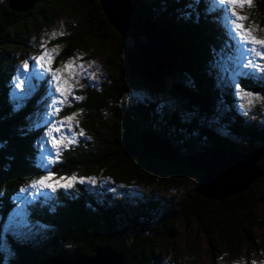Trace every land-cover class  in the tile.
I'll return each mask as SVG.
<instances>
[{
    "label": "trees",
    "instance_id": "1",
    "mask_svg": "<svg viewBox=\"0 0 264 264\" xmlns=\"http://www.w3.org/2000/svg\"><path fill=\"white\" fill-rule=\"evenodd\" d=\"M169 1L167 5V2L153 0L151 8L155 7L156 13L150 12L154 22L168 30L178 48L177 66L165 74L180 71L188 75L191 83H195L188 87L201 94L203 104L200 108L204 114L210 115L216 106V93H207V89L217 91V96L222 95L226 102L227 112L222 114L234 118L233 126L229 128L233 140L209 135L204 147L224 146L236 153L250 154L264 144V129L258 125L261 121L248 123L241 115H236L231 103H236L238 95L234 94L229 84L216 82V79L213 80L217 85L204 84V68H210L204 59L212 54L209 52L210 47L218 50L223 40L222 32L219 29L218 32L212 31L211 24L196 15L197 6L191 0H188L191 6L189 10L186 9L187 17L183 9L184 2ZM162 4L167 10H162ZM254 4L256 24L262 28L264 0H254ZM176 13L178 18L174 16ZM61 14H68L74 19L58 38L64 43L61 53L72 55L75 51L80 53L89 50L94 55L98 54L106 65L108 78L99 90L88 87L83 91L84 97L74 104L72 113L76 112L78 129L84 135L79 136L74 145L62 150L58 162L46 167L40 151L31 143L34 138H40L45 126L44 123L39 127L31 124L36 121L34 113L42 106L41 93L45 88V77L32 69L34 89L24 102L10 100L11 96H15L10 87L13 86L10 85V78L16 72L17 56L14 48L25 46L24 36L27 32H37L38 26L54 22ZM214 32L220 41L217 39L212 43ZM257 32L264 35L261 31ZM129 44H132L131 39H122L97 0H38L30 10L22 12L12 10L8 0L0 4V227L19 202V189L31 179L52 172L56 177L74 174L77 178L91 177L96 181L95 184L76 183L70 189H59L54 193L55 196L48 198L45 205L42 204V197L27 205L31 217L51 229L52 247L49 250L47 246L31 254L36 244L33 247L30 243L27 246L20 245L12 237L15 240L13 247L24 255L19 263L32 264L34 258L58 254L89 257L98 246H110L124 253L125 264H165L155 249L175 251L170 233L176 221L194 222L199 234L206 239L215 264H218L219 254L226 260H232L240 255L242 248L246 264L259 262L264 257V197L258 195L255 182L262 181L264 175L238 194L223 200H210L197 190L203 178L201 171L141 157L139 135L144 129L155 130L167 137L176 151L183 155L200 149L196 143L186 140L189 135L192 142H197L201 135L200 129H203V133L208 130L200 127L199 120H183L175 110L169 113V117L162 118V102L155 103L146 98L136 102L132 99V102L127 101L130 95L143 90L150 97L157 96L165 78L164 75L159 83L154 84L133 73L124 59ZM223 48L221 52L226 56L234 53L228 46ZM61 60L58 55L51 67L61 66L64 63ZM250 72L254 75L241 78V87L260 94L264 104V80L259 79L262 74L255 73V70ZM262 104L258 108H262ZM171 131L175 132H172L173 135L185 133L188 137L180 143V138L172 139ZM256 165L264 172V155ZM192 179L197 180V186L176 203H170L175 209L169 212L160 211L152 203L144 205L140 202L142 199L136 198L132 199L136 210L126 214L117 208L110 196V188H107L112 186L121 189L127 195L131 192L129 190L141 187L149 191L148 196L154 197L156 189L165 188L169 183L174 186L191 182ZM125 195L127 201L131 200ZM149 213L161 217L156 221L151 218L142 221L141 215L148 217ZM10 235L6 237L7 240ZM12 238L10 240L14 241ZM4 254V249L0 247V264L4 263Z\"/></svg>",
    "mask_w": 264,
    "mask_h": 264
},
{
    "label": "rangeland",
    "instance_id": "2",
    "mask_svg": "<svg viewBox=\"0 0 264 264\" xmlns=\"http://www.w3.org/2000/svg\"><path fill=\"white\" fill-rule=\"evenodd\" d=\"M159 2H167V5H169V0H158ZM6 0H0V4L5 3ZM9 3V2H8ZM142 3L147 7L150 12L155 14L154 8H151V3H153V0H142ZM204 4L207 6L205 8V15L210 14L211 22L214 23L216 30L222 32L223 38H226L227 40L231 41L232 44L238 43L234 41V39L230 36V34L226 35L225 26L223 24V13L220 10V8L213 2V0H204ZM254 0H253V6L251 7H244L237 9V12L241 16L248 17V20L244 22L246 28H252L255 27L257 31L259 29H264V27L260 28L256 24L255 20V14L253 13L254 9ZM186 8H190L189 6H186ZM209 8V9H208ZM166 9V7H165ZM164 4H162V10L165 11ZM167 10V9H166ZM189 10V9H188ZM257 10V8H256ZM178 11V9H176ZM172 13V12H170ZM185 15L187 12L184 10ZM253 13V14H252ZM178 14L174 15L176 18ZM196 15L203 16L202 13L198 12ZM215 17L214 19L212 18ZM230 15V13H229ZM198 16L197 20H198ZM151 17V15H150ZM30 16L27 18L29 19ZM202 19V17H201ZM68 14H61L57 18H55L54 22H48L47 24L37 27V32H27V34L24 36L25 46H17L15 47V54L17 56V63H16V72L15 76L11 75L10 78V86L12 87V91L15 94V96H11L10 100L14 101L15 99L21 100L22 102L26 101L27 98H29L32 95L33 89H34V83H32L33 79V70L39 71L41 74V77H45L46 84L43 92L41 93V100H42V106L41 108L36 111L35 119L36 121L31 122V124L34 127H39L42 123L45 124L41 134L40 138L33 139L31 141L33 147L38 149L40 151L41 160L44 163V165L47 167H50V165H53L55 163H47L45 159H43V156L52 157L53 150L51 149L50 144L44 143L43 144V151L41 148L42 141L46 140L47 138L43 136L44 131L47 130L49 126V122L52 120H61L64 119L67 116H73L72 121L70 122L73 126H78V117L76 112L74 111L72 113V108L74 104L78 103L80 101V98L82 99L84 95H82L83 91L87 89L88 87L94 88L99 90L103 83L107 81L108 73L106 69V65L104 64L103 60L101 59V56L98 54L94 55L95 53L90 52L89 50H84L80 53H77L76 51L72 55H65L62 54L61 51L64 49V43L61 42L58 38L62 36L64 32H66L68 23L73 21ZM212 31H214V27L211 25L210 27ZM221 29V30H220ZM255 32L254 34L257 36V38H264V35H260L258 32ZM264 33L263 31H261ZM53 33H56V35H53ZM210 31L207 32L209 35ZM217 35L214 33V40H211L212 43L216 41ZM142 40H145L144 38H141ZM130 41V40H129ZM43 44V47L41 45ZM232 44L230 46H232ZM225 45V44H224ZM129 46H132L129 44ZM226 46V45H225ZM213 47L209 48V52L212 54H208L209 57L206 56L204 59L205 61H208L207 66H213L216 67V74L213 75L214 78L211 79L212 76V70L208 67L204 68V84H207L211 86L212 84H216V82L223 83V84H229L232 79H236V76L234 75L238 70L236 67V59L238 58V51L236 48L232 50L234 53L232 55L224 54L222 52H218V56L214 53ZM46 51L49 53V58L52 62L57 58L58 55L61 56L62 62L64 63H72L74 65V71L75 75H72L69 78V75L63 71L60 73L61 80H68V85L71 88V93L68 95V98L64 101L63 104L57 105L60 108V112L56 113L54 110L52 111V114H48V105L51 104L52 98L60 99L57 94L55 93V82L52 81L51 75L46 74L43 72V70L35 65V61L32 59V57L40 54V52ZM28 61L29 67L27 72L23 69L22 65L25 61ZM32 60V62L30 61ZM256 63L264 64V61L259 60V58L256 59ZM63 64V63H62ZM61 66H57L55 68H52L53 71L56 69H61ZM78 65H83V70H81ZM254 70V69H252ZM239 71H250L243 68H240ZM264 74V73H261ZM216 79V82L213 80ZM241 80V78H240ZM23 81V84L20 88L16 87L17 83H20ZM211 82V84H209ZM174 82H181L185 84V86H194L195 84L191 83L190 78L187 74H183L182 72H173L165 75V78L163 80V85L161 88V91L156 94L153 97H150L148 92L146 90H143L141 92H135V94H132L128 97L127 101H138V99H149L150 101H154L155 103L162 102L161 108L164 109V114L168 113L167 115L161 114L163 116L162 118L169 117V113L172 110L178 111L179 116L185 120L189 121L192 120L193 122H197L198 120L201 122L200 127H203L204 129L207 128L208 132L203 133V129L201 128V135L197 138V132H195V136L198 140L197 142L193 141L192 138L189 135V138L186 139L185 133H176L175 135L172 134L173 131H171L172 139H178V141L184 142L185 139L189 140L190 143H196L198 147H200L201 151H205L209 147H204V143L206 141V137L209 135H214L216 137L222 138L227 137L229 139L233 140V133L229 130L231 126H233L234 118L232 116H224L222 113L226 110V102L224 99L220 96H217L218 93L211 92L209 89H207V93H216L215 96V107L212 108V113L210 115L204 114V112L201 110L200 105L197 104H189L188 100L186 98L181 97L177 92L173 93L171 91V86ZM192 84V85H191ZM220 85V84H219ZM253 97H246L243 95V93L238 94V100L236 103H231L232 107L234 109V112L236 115L245 119L248 123H255L254 121H261L260 128L264 129V104H262L263 97H261L260 94H256L253 92ZM256 96H259V99L256 98ZM132 99V100H131ZM213 100V99H212ZM211 100V101H212ZM157 101V102H156ZM203 104V103H202ZM263 105L262 108H258L259 105ZM71 108V109H70ZM262 109V110H259ZM242 113V114H241ZM73 114H76L73 115ZM222 114V116H221ZM211 115H213L211 117ZM215 115V116H214ZM161 122V121H160ZM157 124V123H156ZM161 126L163 125L160 123ZM172 130V129H171ZM80 130L78 127H74V132H79ZM148 131V129H144L141 132ZM155 131V130H154ZM195 131V129L193 130ZM140 132V134H141ZM157 132V131H156ZM175 133V132H173ZM170 135V136H171ZM79 136L77 137L76 141L71 144L74 145L78 141ZM168 139V138H167ZM169 144L173 150H176L173 146V143L170 142L168 139ZM208 141V140H207ZM236 142V141H235ZM245 142V141H242ZM168 143V142H167ZM208 143V142H207ZM68 145L67 147H69ZM66 147V148H67ZM203 147V148H201ZM221 149H226L231 154H234L233 150H230L228 147H217ZM199 149V150H200ZM60 152V155L62 153ZM178 152V151H177ZM179 153V152H178ZM180 154V153H179ZM239 153H236V155ZM241 155V154H239ZM57 161L60 160V156L56 158ZM250 161V159H249ZM243 165V164H242ZM191 182L187 181L180 185H172L169 183L168 186L165 188H160V190L156 189L155 196L150 197L148 196V192L144 188L141 187H135L131 191L130 194L125 195L121 189L113 188L112 186L107 187L110 188V196L113 197L112 199L115 201V205L117 208H120L122 211H125L126 214L133 213L136 208H133V201L132 199L140 198L142 201H140L142 204L145 205V203H152L155 206H158L160 211L169 212L171 210H174L172 206H170V203H176L184 196L188 195L190 191H193V187L197 186V180H190ZM255 188L258 195L261 197H264V179L262 181H256L255 182ZM20 195V194H18ZM107 195V192L105 193ZM125 196L129 197L131 200H126ZM55 196L53 192L44 190L43 193L39 196L42 197V201L46 204L48 202V198ZM148 196L149 198H146ZM15 209V208H14ZM28 214L26 217H24V224H21V226L13 229L9 226V219L12 213L4 220L2 226L0 227V239H1V245L0 247L4 249V257H3V264H20L22 261V258L24 255L20 253V250L18 251L16 249L14 242L15 240L18 241L21 244H24V246H27V243L32 244V247L36 244V248H29L31 249V254L37 253L42 248H46L49 246V250L51 249L52 245V232L51 229L47 226H42V222H39L38 220L33 219L30 216V209L27 206ZM158 214L155 213H149L148 217L141 215V220H148V218H151L152 220L156 221L159 219ZM141 224V222H139ZM152 226V225H150ZM173 229L171 230L172 233L171 237H173V247L175 248V251L170 250L168 251H162V249L157 248L155 249L156 254H161L163 258V262L165 264H215L213 260V257L211 255V251L209 250V245L206 241V239L199 234L200 232L197 230L196 225H194L193 221L190 222H174L173 223ZM197 230V231H196ZM11 234L8 237V234ZM14 237L15 240L12 238ZM10 238H12L11 241ZM22 242V243H21ZM17 247L19 249V244H17ZM98 247H104V246H98ZM111 248L110 246H106ZM112 250H115L111 248ZM161 250V251H160ZM264 250V249H263ZM52 251V250H51ZM119 255H122L124 263H125V255L123 252H119L118 250H115ZM240 255H238L236 258L232 260H226L223 256L220 254L218 255V264H246V255L244 253V248L240 251ZM264 252V251H263ZM59 255V254H58ZM58 255H52L51 257H56ZM264 256V253L262 254ZM69 258H74L72 256H69ZM37 259V258H34ZM33 259V260H34ZM256 259V258H255ZM32 261V260H31ZM20 262V263H19ZM33 262V261H32ZM255 264H264V257H262V260L259 262H256Z\"/></svg>",
    "mask_w": 264,
    "mask_h": 264
},
{
    "label": "water",
    "instance_id": "3",
    "mask_svg": "<svg viewBox=\"0 0 264 264\" xmlns=\"http://www.w3.org/2000/svg\"><path fill=\"white\" fill-rule=\"evenodd\" d=\"M38 0H8L9 7L22 12L30 10ZM94 0H88L93 2ZM112 26L123 40L131 39L124 59L131 71L150 83H159L165 73L177 66L178 48L167 29L158 26L142 0H97ZM144 38L145 40H142ZM173 93L186 98L189 104H202L195 90L181 82L171 86ZM140 156L203 173L198 192L210 200H223L246 190L264 175L256 165L264 155V144L249 153L231 154L226 149L209 147L193 154H179L166 137L154 130L141 132ZM168 142V143H167ZM250 159V161H249ZM243 164V165H242ZM32 264H125L122 255L109 247H97L89 257L69 258L66 254L40 257Z\"/></svg>",
    "mask_w": 264,
    "mask_h": 264
},
{
    "label": "snow or ice",
    "instance_id": "4",
    "mask_svg": "<svg viewBox=\"0 0 264 264\" xmlns=\"http://www.w3.org/2000/svg\"><path fill=\"white\" fill-rule=\"evenodd\" d=\"M194 3H199V0H193ZM213 2L220 8L223 13V24L225 26L226 35L234 39L238 43H234L233 47L238 51V58L236 59L237 72L234 74L236 79H232L229 83V87L234 89V94L243 93L246 97H253V92L245 90L241 87L240 78H247L254 73L250 71H239L240 68L246 70H255V73H264V64L256 63V59L264 61V38H257L254 34L257 29L255 27L246 28L244 22L248 20V17L238 14L237 9L253 6V0H213ZM191 6V5H190ZM230 13V15H229ZM264 31V29H259ZM56 35V33H53ZM43 47V44L41 45ZM35 61V65L40 67L44 73L50 74L52 81L55 82V93L60 99L52 98L51 104L48 105V114L51 115L54 110L56 113L60 112V108L57 105L63 104L71 93V88L68 85V80H61V71L67 73L69 78L75 75L74 65L72 63H63L61 69L55 71L51 68V60L49 53L46 51L40 52V54L32 57ZM23 69L27 72L29 63L26 60L23 65ZM83 70V65H78ZM41 77H38V79ZM259 79L264 80V74L259 76ZM23 81L16 84L17 88H20ZM259 99V96H256ZM75 115V114H73ZM73 116H67L61 120H52L49 122V126L44 131L43 136L47 139L42 141L41 148L43 151V144H50L53 150L52 157L43 156V159L47 163L58 162L57 157L60 156L61 149H65L68 145L73 144L78 136H83V131L74 132V127L71 125ZM76 183H91L95 184V179L91 177H79L74 174L72 176H59L56 177L52 172H46V174L40 175L38 178L31 179L26 183L24 187L19 189L20 195L17 196L19 201L13 210L9 219V226L13 229L24 224V217L27 216V205L33 203L43 193L44 190L50 192H57L59 189H70Z\"/></svg>",
    "mask_w": 264,
    "mask_h": 264
},
{
    "label": "bare ground",
    "instance_id": "5",
    "mask_svg": "<svg viewBox=\"0 0 264 264\" xmlns=\"http://www.w3.org/2000/svg\"><path fill=\"white\" fill-rule=\"evenodd\" d=\"M192 84H193V83H192ZM192 84H191V85H192ZM196 94H197L199 97H200V95H201L198 91L196 92ZM201 101L203 102V99H202ZM198 106H199V105H198ZM195 152H201V149H200V150H195V151H193V152L190 153V154H193V153H195Z\"/></svg>",
    "mask_w": 264,
    "mask_h": 264
}]
</instances>
